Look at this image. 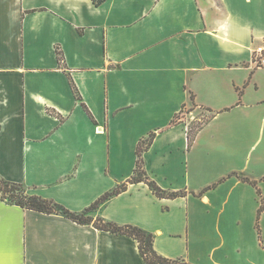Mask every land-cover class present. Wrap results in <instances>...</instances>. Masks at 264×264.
Masks as SVG:
<instances>
[{"label": "crops", "instance_id": "1", "mask_svg": "<svg viewBox=\"0 0 264 264\" xmlns=\"http://www.w3.org/2000/svg\"><path fill=\"white\" fill-rule=\"evenodd\" d=\"M263 38L264 0H0V179L83 213L134 174L137 146L154 132L145 169L186 196L160 199L131 184L91 217L152 233L164 257L229 264L242 215L257 230L262 206L238 176L264 196V174L250 168L260 140L252 110L264 106L253 50ZM183 108L189 117L171 125ZM203 111L215 116L189 150ZM209 167L219 173L211 184L202 182ZM0 264L146 263L129 236L0 196Z\"/></svg>", "mask_w": 264, "mask_h": 264}, {"label": "trees", "instance_id": "2", "mask_svg": "<svg viewBox=\"0 0 264 264\" xmlns=\"http://www.w3.org/2000/svg\"><path fill=\"white\" fill-rule=\"evenodd\" d=\"M95 3L99 4L101 0H94ZM57 60L61 67L64 66V55L63 52L57 48L56 49ZM71 85L75 92V95L78 99L80 96L78 95L77 89L72 80ZM192 104L195 105V97L191 96ZM185 108L181 111L180 114H177L175 118L172 120L171 125H177L183 121L185 118L183 116ZM189 112V110H188ZM215 115L208 117L205 121L199 122L196 126H192V122L188 129V141H189V150L191 149L196 136L198 133L207 125ZM201 121V120H199ZM156 133L152 132L148 137L142 139L137 146V163L134 174L124 183L119 184L114 190L104 194L101 198H99L94 204H92L85 212L83 213H74L68 210L63 205L55 202L54 200L44 199L37 195H31L28 193L25 185L21 183H15L6 181L4 179H0V196L3 201H7L10 204L20 206L22 208H27L31 210H35L45 214H61L66 218L82 224H93L97 229L110 232L116 235H125L135 239L139 244L140 254L143 257L146 264H189L185 259H170L160 255L154 248V235L149 233L142 228L134 225H118L114 222H110L104 220L103 218L94 219L91 217L90 213L97 210L103 203H105L110 198L120 195L123 192L127 191L129 185L131 184H139L145 183L148 185L152 193L160 198V199H176L178 197L186 196L185 191H169L160 187L157 182L152 180L146 169H145V160L144 153L148 151L153 144V141L156 138ZM236 175V174H235ZM232 176V175H231ZM243 182L251 184L253 187L257 189L259 196L261 197L262 206L258 210L257 215V223L256 229L258 232V237H261V229L259 227L260 218L262 213H264V196L262 194L261 189L258 187V181L251 180L249 178L238 176ZM216 187V185L208 187L202 191L205 193L206 191ZM260 242L261 239H260Z\"/></svg>", "mask_w": 264, "mask_h": 264}, {"label": "rangeland", "instance_id": "3", "mask_svg": "<svg viewBox=\"0 0 264 264\" xmlns=\"http://www.w3.org/2000/svg\"><path fill=\"white\" fill-rule=\"evenodd\" d=\"M262 68H264V67H262ZM262 77L264 78V75ZM260 83H262V81H260ZM189 108H193V107L191 106ZM189 108L184 110L183 116L185 118L189 117V112H188ZM252 112H253V116H251V119L254 120V123H255L254 124V126H255L254 135H255L256 141L258 139H260L259 140V147H258V151H259L261 148L264 149V126H263L264 125L263 124L264 106L260 107V108L256 107L255 109L252 110ZM208 117H211L210 113H208L206 111H203L202 113L198 112L197 118L193 119V121H192V126H196L199 122L205 121ZM199 120H201V121H199ZM217 129H218V123L216 124V126L213 129H211L208 132V134H205L203 138L210 139V136L212 134H214L217 131ZM261 135H262V137H261ZM225 138L232 140L231 136H228ZM220 139H222V138H220ZM258 151L255 154L254 162L250 166L251 173L254 174L255 176H259L261 174H264V158L261 159V157L258 156V154H259ZM217 153H218L217 151L213 150L211 152V155L213 154V156H216ZM200 154H202L201 151H200ZM197 155H198V153L195 155V157ZM205 171H206L205 172L206 174H205L202 182L207 183V184H211V182L217 178V175H219V173L216 172L211 167L205 169ZM28 193H29V191H28ZM261 217L262 218H261L260 223H259V227L261 229V237L259 238L258 232L254 228L253 215L251 213L246 214V215H242V218L240 220L241 222L238 225L239 227L237 229V239L241 241L242 246L239 247L240 252L234 251L230 254V259L231 258L232 259L229 262V264H240V263L235 262V260L233 259L234 256H239L240 258L248 257L252 261L255 260L256 262H258L260 264H264V249H262V247L260 246V245L264 244V214H262ZM233 225L235 227H237V223H233ZM209 238H210L211 242H212V240H214V236L212 234L210 235ZM260 239L262 242H260ZM204 245L207 246L206 243ZM204 249H206V248H204Z\"/></svg>", "mask_w": 264, "mask_h": 264}, {"label": "built area", "instance_id": "4", "mask_svg": "<svg viewBox=\"0 0 264 264\" xmlns=\"http://www.w3.org/2000/svg\"><path fill=\"white\" fill-rule=\"evenodd\" d=\"M253 52H254L253 64L257 68L264 67V38L262 39L260 44L254 47Z\"/></svg>", "mask_w": 264, "mask_h": 264}]
</instances>
